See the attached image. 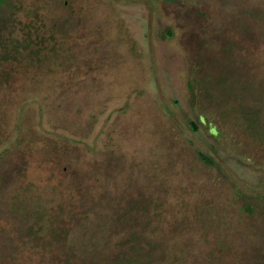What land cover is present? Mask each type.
Instances as JSON below:
<instances>
[{
    "label": "rangeland",
    "instance_id": "obj_1",
    "mask_svg": "<svg viewBox=\"0 0 264 264\" xmlns=\"http://www.w3.org/2000/svg\"><path fill=\"white\" fill-rule=\"evenodd\" d=\"M2 132L0 264H264V0H3Z\"/></svg>",
    "mask_w": 264,
    "mask_h": 264
},
{
    "label": "trees",
    "instance_id": "obj_2",
    "mask_svg": "<svg viewBox=\"0 0 264 264\" xmlns=\"http://www.w3.org/2000/svg\"><path fill=\"white\" fill-rule=\"evenodd\" d=\"M2 0H0L1 3ZM203 117L199 116V120ZM204 120V119H203ZM201 121V120H200ZM202 122V121H201ZM193 123V122H192ZM217 132V129H216ZM22 137L20 135H7L4 132L0 133V145L1 144H11L13 142H21ZM4 150L0 151L2 154ZM197 156L205 163H211V159L204 154L202 151L198 150ZM58 218H55L57 222ZM65 222L58 221L55 225L51 224V227L47 228V234L51 235L53 238L57 237L61 240V246L59 252L64 254L59 261L55 264H147L148 259L150 258V250L152 249V244L146 243L142 244L136 242L135 237L137 236L136 232H129L126 239L123 236L116 235L118 238L112 243L111 239H104V245L109 247V254L104 256V258H97L91 260H82L74 261L70 257L72 251L71 245L64 243V239L68 235L69 227ZM43 227V226H42ZM44 228V227H43ZM74 228H72L73 230ZM110 234V233H109ZM41 227L33 229V226L30 227V233L27 236L32 241L39 242L41 240ZM128 239V240H127ZM38 264V263H37Z\"/></svg>",
    "mask_w": 264,
    "mask_h": 264
},
{
    "label": "flooded vegetation",
    "instance_id": "obj_3",
    "mask_svg": "<svg viewBox=\"0 0 264 264\" xmlns=\"http://www.w3.org/2000/svg\"><path fill=\"white\" fill-rule=\"evenodd\" d=\"M170 1H172V0H170ZM177 1H182V0H177ZM2 2H3V0L1 1L0 5L2 4Z\"/></svg>",
    "mask_w": 264,
    "mask_h": 264
}]
</instances>
